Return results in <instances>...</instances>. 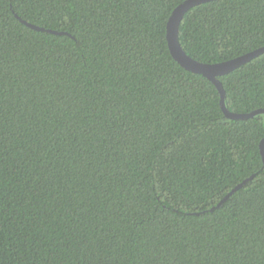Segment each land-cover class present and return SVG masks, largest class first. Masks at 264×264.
Here are the masks:
<instances>
[{"label": "trees", "instance_id": "16d2710c", "mask_svg": "<svg viewBox=\"0 0 264 264\" xmlns=\"http://www.w3.org/2000/svg\"><path fill=\"white\" fill-rule=\"evenodd\" d=\"M182 1L0 0V264H264V113L226 117L172 57ZM178 39L206 63L264 46V0L191 7ZM219 80L264 108V52Z\"/></svg>", "mask_w": 264, "mask_h": 264}, {"label": "water", "instance_id": "95a60500", "mask_svg": "<svg viewBox=\"0 0 264 264\" xmlns=\"http://www.w3.org/2000/svg\"><path fill=\"white\" fill-rule=\"evenodd\" d=\"M212 0H183L181 3H179L177 6L174 7V9L171 11L167 22L165 26V38L167 42V46L169 49L170 54L172 57L177 61V63L182 66L184 69L191 71L193 73H198L209 79L214 86L216 87L218 93H219V104L220 108L222 109L224 115L230 119H248L251 118L257 114L264 113V108H259L252 110L250 112L246 113H234L229 111L224 104V97L225 92L222 87V83L219 80V76L225 75L234 69L240 67L244 63L250 61L254 57L260 55L264 52V46H261L259 48H256L252 51L246 52L244 54L238 55L236 57H233L228 60L216 62V63H206L199 60H196L192 57H190L182 48L179 39H178V28L180 21L184 15V13L190 9L191 7H194L196 5H199L204 2H208ZM18 17V16H17ZM20 21L25 23L27 26L36 29V30H44L43 27H39L33 24H30L20 17H18ZM47 31L55 34H61L62 31H57L53 29H46ZM259 147V153L262 160V165L264 167V137H262L258 144ZM254 176L251 175L248 178L244 179L240 183L236 184L229 192H227L216 205L212 206L209 210L214 209L215 207L221 206V204L230 196L232 195L236 190H238L240 187H242L247 180H250ZM198 213V212H196Z\"/></svg>", "mask_w": 264, "mask_h": 264}]
</instances>
